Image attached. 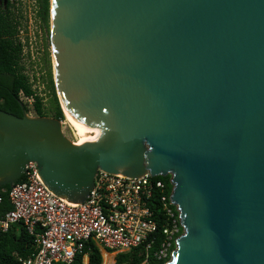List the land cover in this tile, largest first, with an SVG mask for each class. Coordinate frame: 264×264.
<instances>
[{"label": "water", "instance_id": "1", "mask_svg": "<svg viewBox=\"0 0 264 264\" xmlns=\"http://www.w3.org/2000/svg\"><path fill=\"white\" fill-rule=\"evenodd\" d=\"M50 41L84 144L0 109V188L30 161L74 202L99 169L170 175L166 264H264V0H51Z\"/></svg>", "mask_w": 264, "mask_h": 264}, {"label": "built area", "instance_id": "2", "mask_svg": "<svg viewBox=\"0 0 264 264\" xmlns=\"http://www.w3.org/2000/svg\"><path fill=\"white\" fill-rule=\"evenodd\" d=\"M6 3L16 28L14 39L22 49L21 65L26 57L32 60L40 53V3L39 0H7ZM21 99L33 107L34 96L21 92ZM22 177L25 178L21 181ZM22 177L10 186L12 207L6 212L0 208V231L6 232L22 223L35 237L36 251L28 257H20L22 264L71 263L91 241L101 247L102 264H115L113 257L133 247L143 245L146 251L152 248L150 235L158 225L150 199L156 188H164V183L149 172L123 176L99 169L89 195L82 202L57 195L45 183L36 161L26 165ZM1 190L0 207L4 201ZM161 201L169 218L164 230L167 237L159 251V257H165L172 240L177 238L180 219L178 206L171 196L162 195ZM84 264H90L88 253H84Z\"/></svg>", "mask_w": 264, "mask_h": 264}, {"label": "trees", "instance_id": "3", "mask_svg": "<svg viewBox=\"0 0 264 264\" xmlns=\"http://www.w3.org/2000/svg\"><path fill=\"white\" fill-rule=\"evenodd\" d=\"M40 18L47 25H50V9L51 0H39ZM8 4L5 0H0V109L23 116L31 109L37 116H49L45 114V106L42 97L37 95L29 77L23 73L22 65H20L21 46L14 39L16 28L7 11ZM51 86L53 88L52 106L54 115L52 117L61 120L65 119L64 111L61 107L59 97L56 92L55 82L51 77ZM21 92L25 96H34L35 101L33 107L30 108L26 102L21 99ZM25 177L21 178V181ZM154 179L161 180L164 188H156L150 199V205L154 212V220L157 222V230L150 235L152 240V248L145 250L143 245L133 247L128 251L120 252L116 255L115 264H166L171 258V252L175 248V239L171 242V247L165 257H159V251L163 242L166 240L165 228L169 224L167 211L161 201V196L166 195L167 198L172 193L171 176H155ZM4 201L0 207L2 212H6L12 206L9 200L10 186L6 185L1 188ZM172 209H176L174 205H170ZM178 217V212H176ZM179 224V232L175 235L178 237L183 228ZM36 251L35 237L30 234L22 223H17L8 231H0V264H22L20 257H28ZM84 253L89 254L90 264H102L103 255L101 247L91 241L86 244L82 254H79L71 263L55 262L54 264H84Z\"/></svg>", "mask_w": 264, "mask_h": 264}, {"label": "rangeland", "instance_id": "4", "mask_svg": "<svg viewBox=\"0 0 264 264\" xmlns=\"http://www.w3.org/2000/svg\"><path fill=\"white\" fill-rule=\"evenodd\" d=\"M39 29H41L38 41L40 53L35 59L32 60L29 57H26L25 60L22 61L21 65L23 68V73L29 76L30 80L32 81L37 95L42 97L46 110L45 114L52 117V115H54V112L52 111L53 88L51 86V77H53V79L55 77V68L51 51L50 25L45 24L43 20H41ZM28 114L30 116H37L32 109L30 112H28ZM62 124L63 131L66 136L71 139L74 144L80 145L78 142V140L80 139L79 135H77L74 127L70 124L69 120H66L65 118ZM180 226L183 228L181 222ZM113 258L115 259V257Z\"/></svg>", "mask_w": 264, "mask_h": 264}, {"label": "bare ground", "instance_id": "5", "mask_svg": "<svg viewBox=\"0 0 264 264\" xmlns=\"http://www.w3.org/2000/svg\"><path fill=\"white\" fill-rule=\"evenodd\" d=\"M55 79L57 81V90H58V93H59V96H60V100H61V104H62V107H63V111H64V114H65V118H66V120L68 119L69 122H70V124L74 127V125H73V123L71 121V118H70V115H69V112H68L66 103L64 101L63 95H62L61 90L59 88V83H58V80H57V70H56V67H55ZM74 129H75V127H74ZM75 131H76V129H75ZM76 133H77V131H76ZM77 135H78V133H77ZM79 138H80V136H79ZM78 142H79L80 145L84 144V142L82 141L81 138L78 140Z\"/></svg>", "mask_w": 264, "mask_h": 264}, {"label": "clouds", "instance_id": "6", "mask_svg": "<svg viewBox=\"0 0 264 264\" xmlns=\"http://www.w3.org/2000/svg\"><path fill=\"white\" fill-rule=\"evenodd\" d=\"M63 121V120H62ZM63 123V122H62Z\"/></svg>", "mask_w": 264, "mask_h": 264}]
</instances>
